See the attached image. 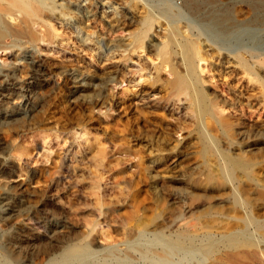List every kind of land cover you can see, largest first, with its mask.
I'll list each match as a JSON object with an SVG mask.
<instances>
[{
    "label": "rangeland",
    "instance_id": "obj_1",
    "mask_svg": "<svg viewBox=\"0 0 264 264\" xmlns=\"http://www.w3.org/2000/svg\"><path fill=\"white\" fill-rule=\"evenodd\" d=\"M65 1L71 2V5L74 3L73 7H76L63 10L65 13H70L71 16L67 15L66 18H71L73 23L68 22L67 26L62 24L67 23L64 20L60 22L57 20V24L50 23V31L57 37L40 41L33 56H29L32 54V48L28 49L29 51L23 48L22 51L17 52H11L9 49L0 50V261L13 258V264L17 262L20 264L23 262L20 260L26 258H41L46 251L45 248L49 246L50 240L47 237L52 229L56 233L51 245L55 248L57 257L62 253L60 250L63 248L74 249L78 244L85 243V237L93 241L94 249L118 245L122 250L124 230L134 226L138 220L145 222L155 219L160 212L165 221L171 222L173 219L171 213L176 210L181 211L185 217L181 222L182 229L191 230L194 235L206 233L207 230L203 229L206 223L213 224L212 234L224 233V228L227 227L226 221L237 222L238 213L233 207L228 185H223L219 181L214 185L206 182L207 177H211L208 175L212 169L206 161L208 158H205V144L199 135L190 99L185 95L176 98V93L170 88L169 83L173 81L171 67L177 70L180 64L178 49L169 46L170 51L163 56L168 59L169 63L165 66L167 68L161 67L163 58L156 55L167 41L164 37L165 27L155 25L148 33L144 48L133 52L129 50V41L133 33H137L139 29L137 25H140L142 18V0L140 2L135 0L138 2V11L131 10V0ZM159 1L161 0L149 2L157 6ZM165 1L174 2L179 6L183 0ZM217 1L230 8V15L234 19L247 18L248 11L244 0ZM8 2L11 3V0ZM8 2L5 0L2 5L10 4ZM63 2L56 1L57 10L64 4ZM96 4L97 7L102 6L101 12L105 7L103 10L106 15L99 13L95 20L92 18L87 20L83 17L85 11L96 9ZM120 7L125 8L130 14L121 25H118L119 27L112 23L114 29H110L108 23L118 18L117 12ZM183 18L181 20L183 25L192 22L187 14ZM78 24L84 28L83 32L78 31ZM34 30L39 33L44 28L41 30L35 26ZM198 32L194 30L193 34L200 44L202 43V53L206 52L204 60L198 63L202 88L206 89L209 98L218 103L217 119L222 120V126L231 125L232 132L236 135L235 139H238L235 146L230 148L233 154L231 156L234 159H243V163H246L243 169L247 170L249 167L247 173L250 172L253 179L259 180L264 174V146H254L259 139L254 133L259 131L264 136V94H262L264 89L259 77L264 80V64L261 63L264 59V47H262L264 32L244 35L226 43L224 41V43L221 41L213 43L211 39L201 35V31ZM87 35H89L88 44L82 40L84 37L88 38ZM156 45L159 47L157 48ZM115 46L119 47L118 51H114ZM236 47L239 48L238 52L245 54L249 65L259 73L258 76L249 75L240 69L236 58L233 57L234 53L230 52ZM218 54L222 56L219 57ZM32 61H35L42 70L37 76L30 68L29 64ZM57 67L66 70L74 68L79 77L88 79L86 83L85 80L71 81L64 75H56L53 71ZM2 68L4 71L10 69L7 72L15 71V77L1 78L2 72L4 73ZM110 75L114 77V81L102 86L103 94L96 97L100 87L98 81L101 77ZM91 80H93L92 84ZM14 82L19 85H16L17 90L13 91L10 89ZM24 97H27V100ZM90 101L94 103L88 104ZM18 113L21 116L17 115ZM213 121H210L209 128L226 147L227 144H224L226 140H222L224 137L219 127L211 123ZM242 132L250 134V138H247L248 142L242 141L241 136L237 135ZM152 135L153 142L158 138L160 141L148 145L149 142L145 141H148ZM220 136L223 138L221 139ZM140 138L141 141L137 140ZM162 139H165L166 143ZM133 140L135 142L132 146ZM126 141L131 144H127ZM150 149L153 152L158 151L160 156H166L163 165L160 163L157 168L148 166ZM138 156L144 161V166L140 169L136 166ZM237 172L240 174L238 178L243 183L241 177L243 171ZM137 173L140 175L137 176ZM146 175L156 181L155 185H152L154 191L146 187L149 183ZM248 182L250 181L243 183V192L247 189V202L252 200L258 206L259 215L256 217L261 216L259 219H262L264 207H259L260 201L255 202L260 190L254 187V183ZM216 183L220 184L217 186ZM151 190L165 199L167 210L162 212V208L155 205V196ZM173 192L181 193L186 205L173 202L171 199ZM139 207L142 208L139 210ZM138 210L143 213L138 214ZM230 211L234 213L230 215ZM9 216L11 217L8 220ZM27 218L39 224L34 226ZM101 225L104 227L102 228ZM90 227L95 231V237ZM140 228L138 231H142V227ZM220 248L205 261H264L263 245L240 248L235 252ZM89 263L99 264L100 261H87L86 264ZM74 264L83 263L74 261Z\"/></svg>",
    "mask_w": 264,
    "mask_h": 264
},
{
    "label": "bare ground",
    "instance_id": "obj_2",
    "mask_svg": "<svg viewBox=\"0 0 264 264\" xmlns=\"http://www.w3.org/2000/svg\"><path fill=\"white\" fill-rule=\"evenodd\" d=\"M4 1L5 0H0V50L9 49L11 52H17L20 50L22 51L23 48L27 49L26 51H29L28 49L32 48V50H31L32 54L29 55L30 57L33 56V54H35L37 52L36 48L38 47V44L40 41H44L46 38L49 40H52L53 38L57 37L56 35L54 36V34L52 35V32L50 31L51 30L50 29V23L54 22L55 24H57V20H59V22H60V20H64L67 23L66 24L62 23V24H64V26H67L68 22L69 23L71 22V20H70L71 18L67 19L66 16L69 15L70 13H68V12L65 13V12H63V10H65L66 8L68 10L76 8V7L75 8L73 7L74 3L71 5V2H67L65 0H61V2L64 1L63 2L64 4H62L61 7H59L60 9H58V10H57L58 5L56 6L55 3H56V1H60V0H11V3L8 2L9 0H7V2L10 4L5 5V6L2 5V2H4ZM136 1H138V0H136ZM140 1L141 0H139V2ZM142 1H143V7L141 8L142 18L140 21V25H137V26H139L137 33L134 32L135 34L133 33L132 38L130 37L131 41H129L130 42V49L129 50L134 52L136 50L143 49L144 44H145L144 42H145L146 38L148 37V33L150 31H152V29L155 25H160L161 27H165L166 33H165L164 37L167 39V41H166L164 47L156 55L158 57L163 58V56H165L167 54V52L170 51L169 46H175L178 49V55L180 57V64H179V67L177 68V70L174 67H171L172 69L170 71H171V74L173 75V81H171L169 83L170 88L176 93V95H175L176 98L179 99V96L181 98V95H185V96H188V98L190 99V106L192 107V111H194L195 117L197 120V129L199 131V135L201 136V138L205 144V146H204L205 158H208V159H206V161L209 162L210 168L212 169V171H210L211 173L208 175L211 177H207L206 182L208 184L214 185V183L216 181H219L220 183L222 182L223 185L225 184V185L229 186L230 195L232 197L231 201L233 202V207L236 210L235 212L238 213L236 216L237 222H233V221L227 222L226 221L225 225L227 227L224 228L225 232L221 233L219 235H215L214 233L213 234L211 233V228H213L212 223L211 224L206 223V226H203V229L207 230V232L204 233L203 235H194L193 232H191V230L187 231L185 229H182L183 227H182L181 222H183L185 220V217L181 211L179 212L176 210V212L174 211V213H171L173 215L172 221L170 220L171 222L165 221L162 218V216L160 215L161 212L160 213L158 212L159 215L155 219L147 220V218H144L147 221L143 222V221L138 220V223H134L135 224L134 226H130V228H128L126 230L123 229L124 230L123 231L124 241L121 242V245H123L124 249H122V250L118 245H115V244H114L115 246H109V247L107 246L104 248L102 247V248L94 249L93 241L88 239L89 237H85V243H82L80 245L76 244L77 246L74 249L73 248L72 249L67 248V247L63 248L62 250H60V252L62 251V253L61 254L58 253L59 254L58 257L56 256L57 254L55 255V248L53 247V245H51L53 242V238L55 237L54 235L56 233L54 231V229H52V230H50L49 235L47 237L50 240V243L48 244L49 246L47 248H45L46 251L43 252L41 258H36V259L32 258V257H31L32 259L26 258L24 260H20V261H23L20 264H74V261H79L83 264H86L87 261H93V260L94 261L95 260L100 261L99 264H264V261H205L207 259V257H209L213 252H216L220 247H223V248H226L229 250H234V252H235V250L240 249V248H254V247H259L260 245H263V247H264V218L262 217V219H259L261 216L259 218L256 217L257 215H259L258 210H257L258 206L255 205V203L252 200H249L247 202V194H248L247 189L244 192L242 189V187L244 186L243 183H245V182L247 183V181L254 183V187L258 188L260 190V192H259L258 198L256 200L254 198L253 199L255 200L256 203L258 201L261 202L259 207L260 206L264 207V174L262 175L261 179L258 178L259 180L253 179L251 173L250 172L247 173L248 172L247 170L249 169V167L247 166L248 167L247 170L243 169L244 165L246 164V163H243V161H242L243 159L238 160L236 158L234 159L233 156H231L233 154L231 153L232 149L230 150V148H233L235 146V143H237L236 140H238V139H235L236 135H234L235 132L234 133L232 132L233 129L231 128V125L230 126H222L223 125L221 122L222 120L220 121L217 119L216 110L218 109V103L216 101H213L211 98H209V96L205 92L206 89L204 90L202 88V81L200 80L199 73H198V63L200 61L204 60V58L206 56V52L203 51L205 54L202 53V50H201L202 49L201 48L202 43L200 44V41L198 40V38L196 39L194 34H193L194 30L195 31L197 30V32L200 30L201 33H200V31L198 33H200L201 35L203 34L205 36V38H207V39H211L210 41H212L213 43H216V42L219 43V41H221V42L224 41L226 43V42H230L232 40H237L244 35L250 36L251 34L255 35V34L263 33L264 32V0H244L246 5H247L248 13H247V18L242 19V20H237V19H234L233 17H231L230 8L227 7L226 5H223L220 1H217V0H183L182 2H180L181 4L179 6L177 4H175L174 2L171 3V2H168L165 0L159 1L157 6L151 5L149 2L150 0H142ZM97 4H96V9L88 11V12L85 11V16H83V15L82 16L85 17L87 20L90 18L95 20L97 15H99V13H101L103 16H105L106 12H105V10H103L105 7L102 9V12H101L100 9L102 6L97 7ZM128 4H129V2H128ZM110 6H108V7H110ZM130 8H131V10L133 9L134 11L135 10L138 11V2H135V0H131ZM78 10H79V8H78ZM78 10H77V12H78ZM54 13H57V14L54 15ZM117 14H118V18H116L117 17L116 16L115 17L116 19L110 20V22L108 23V26L110 27V29H114V25L111 26L112 23H114L115 26H118L119 24L121 25L122 22H124V20L126 19V17L130 13L125 8L120 7ZM186 14L190 16L192 22H190V24L183 25V24H181V20L184 19L183 16ZM75 15H77V14H75ZM69 16H71V15H69ZM71 23H73V22H71ZM188 23H189V21H188ZM59 25H61V23ZM35 26L39 27L41 30H42V28H44V30L40 31L38 33V32H36L37 31L36 29H35L36 31L34 30ZM75 26H76V24H75ZM83 29L84 28H81V25L78 24V31L83 32L84 31ZM87 37L88 38H86V39H85V37L82 39L84 43L89 40V35H87ZM93 43H96V42H93ZM86 44H88V42ZM148 44H149V42H148ZM96 47H97V45H96ZM158 47L159 46H157V48ZM262 47H264V45H262ZM114 48H116L114 51H118L117 49L119 47L115 46ZM239 48H240V46H239ZM239 48L236 47L235 49L231 50L230 52L234 53L233 57L236 58L237 64L239 65L240 69H243V72H246L249 75L258 76L259 73H256L257 71H255V69L249 65L248 60L245 57V54L238 52ZM148 49H150V48H148ZM106 52H107V50H106ZM117 54H118V52H117ZM218 55H219V57L222 56V54H218ZM161 60H162L161 67H165L169 63L168 59L163 58ZM261 63L264 64V59L262 60ZM29 65H30L32 72H34L36 74V76L39 75L40 73H42V70L40 69L39 65H36L35 61H32ZM170 65H171V63H170ZM165 68H167V67H165ZM13 69H14V67H13ZM161 69H163V68H161ZM2 70H3V68H2ZM8 70H10V69H8ZM7 71H4V73L2 72L1 78L8 79L9 77L12 78L15 75L14 74L15 71L14 72H7ZM53 72L56 75H59V74L64 75L71 81H78V82L80 81L81 82L82 80H85V83H86V80L88 79L87 77H82V76L79 77L78 72L76 70H74V68L72 70H66L64 68L57 67L56 69H54ZM108 72H110V71H108ZM158 72H159V70H158ZM88 77H90V76H88ZM259 77H260V80H262L260 82L262 87H263L262 89H264V80H263V78H261V76H259ZM98 79H99V77H98ZM113 81H114V77H112L111 75L101 77V79L98 81L100 87L98 89V94L96 97H99L101 95V93L104 92L103 87L108 82H113ZM154 81H155V79H154ZM149 82H150V80H149ZM90 83L92 84L93 80H91ZM64 84H66V83H64ZM16 85H17L16 82L12 83L11 84L12 89H10V90L14 91L19 84L17 86ZM21 85H22V83H21ZM2 86H3V84H2ZM39 86H40V84H39ZM19 87H21V86H19ZM95 89H97V88H95ZM262 94H264V93H262ZM80 95H82V94H80ZM163 98H165V97H163ZM184 98H186V97H184ZM61 100H62V98H61ZM64 100H65V98H64ZM72 101H73V99H72ZM104 101H105V99H104ZM95 102H96V100H95ZM93 103H94V101L88 102V104H90V105H92ZM121 104H123V103H121ZM222 105L224 106L225 103H223ZM219 109H221V108H219ZM11 112H9V113H11ZM17 115L21 116L20 113H18ZM8 116H6V117H8ZM27 117H28V115H27ZM221 119H223L222 116H221ZM211 120H214L211 123H213L214 125H217V127H219V131H220L221 135L224 137V139H222L223 137L221 138V136H220V138L222 140H226V143H224V144H227L226 147H224L225 145L223 146V143H221L219 141L220 140L219 137H216L214 135V133H212V131H211L212 129L210 130L209 124H210ZM0 122H1V120H0ZM130 123H131V121H130ZM132 124H133V122H132ZM195 124H196V121H195ZM236 124H238V123H236ZM22 127H25V126H22ZM214 129H216V128H213V130ZM118 132H120V131H118ZM214 132H216V131H214ZM83 133H84V131H83ZM85 135H87V134H85ZM162 135H163V133H162ZM237 135H240L242 138V141H246V142H248L247 138H250V134L247 132L237 133ZM254 135H255V137L259 138L255 142L256 144L254 143L255 144L254 146H256V145L257 146H264L263 133L262 132L259 133V131H258L257 133H254ZM167 139H168V137H167ZM135 140H136V138H135ZM137 140L141 141L142 138L137 139ZM153 141H154V138L152 135L149 137V140L145 141V142L146 143L149 142L148 145H150L151 143H155V142L158 143L160 141V139L158 138V139H156L155 142H153ZM162 141L166 143L165 139L164 140L162 139ZM134 142H135L134 140L131 142L132 146L134 145ZM126 143L131 144L128 141H126ZM127 144H125V145H127ZM155 145H157V144H155ZM201 145H202V143H201ZM238 146H239V144H238ZM138 147H139V145H138ZM179 148H181V147H179ZM124 149H125V147H124ZM162 149H163V147H162ZM155 151L153 152L150 149V151L148 152V154H149L148 166L156 167L158 164H160V163L162 164V162L166 160V156L165 157L160 156L158 154L159 152L158 151L155 152ZM172 151L174 152V150H172ZM176 151L177 150H175V153H176ZM126 152H127V150H126ZM169 153H170V151H169ZM144 156H145V154H144ZM238 157H240V156H238ZM135 158H137V157H135ZM119 159H120V157H119ZM245 161H246V159H245ZM253 162H254V160H253ZM263 162H261L262 165H263ZM202 163H204V162H202ZM136 164H137L136 166H138V169L143 168L144 161L142 160V157L138 156V160H137ZM104 169H106V168H104ZM238 170L243 171V174L241 173L243 183H241V180L238 178V176H240L239 172H237ZM102 174H103V172H102ZM199 174H200V172H199ZM139 175L140 174L137 173V176H139ZM142 175H144V174H142ZM146 176H147L146 178L149 181V183L147 184L148 186H146V187L147 188L150 187V189H153V191H154V188H152V185L153 184L155 185L156 181L154 180L153 177H148V175H146ZM203 180H204V177H203ZM250 182H248V183H250ZM220 183H216V185L218 186V184H220ZM157 184H158V182H157ZM222 188H224V187H222ZM251 189H252V187H251ZM153 191L151 193H153L155 196L154 197L155 205L156 206L159 205L162 208V212H164L165 210H167L166 209L167 202L165 201L164 198L160 197L156 192H153ZM250 194L253 195V193H250ZM181 196H182L181 193H179V192L174 193L173 192V196L171 199L173 202L177 201V203L181 202V203H184L186 205V202L184 200L185 198L183 199V197H181ZM228 200H230V199H228ZM233 207H231V208H233ZM140 208H142V207H139V210H140ZM225 209H226V207H225ZM139 210L137 212L138 214H139V212H141ZM232 212L230 211L229 214ZM141 213H143V212H141ZM145 213H147V212H145ZM100 214H102V213H100ZM134 215H135V213H134ZM154 216H156V215H154ZM10 217L11 216L8 217V220ZM31 217H32V215H31ZM132 217H133V215H132ZM163 217H165V214ZM22 219H23V217H22ZM140 219H141V217H140ZM212 219H213V217H212ZM27 220L30 221L31 223H33L34 226H37L39 224L38 222L32 220L31 218H27ZM210 222H212V221H210ZM60 224H61V221H60ZM200 224H201V222H200ZM208 224H210V225H208ZM225 225H223V226H225ZM223 226H221V227H223ZM42 227L44 229V226H42ZM103 227L104 226H102V228ZM140 227H142V231H138V229H141ZM124 228H126V227H124ZM90 230H91V227H90ZM93 231L94 230L92 229L91 232H93ZM200 232H202V231H200ZM94 237H95V231H94ZM67 244H68V242H67ZM67 244H66V246H67ZM68 246H70V245H68ZM221 251H223V250H221ZM11 252H13V251H11ZM32 255H34V254H32ZM217 255H220V254H217ZM21 258H22V256H21ZM12 259L13 258L4 259L3 260L4 262L0 261V264H13ZM17 263H19V262H17Z\"/></svg>",
    "mask_w": 264,
    "mask_h": 264
}]
</instances>
